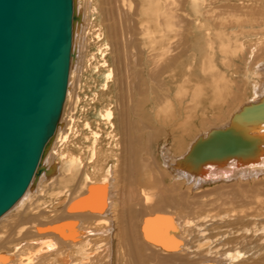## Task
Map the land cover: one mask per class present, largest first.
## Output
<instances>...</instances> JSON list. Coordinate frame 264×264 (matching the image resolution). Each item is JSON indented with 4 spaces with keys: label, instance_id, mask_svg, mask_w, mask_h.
I'll return each instance as SVG.
<instances>
[{
    "label": "bare ground",
    "instance_id": "bare-ground-1",
    "mask_svg": "<svg viewBox=\"0 0 264 264\" xmlns=\"http://www.w3.org/2000/svg\"><path fill=\"white\" fill-rule=\"evenodd\" d=\"M160 1H162L161 7L156 9L154 17L157 20H155L156 27L160 29L161 33L160 47L166 52L164 54L170 57L167 61L165 60V67L170 69L174 64L181 65L180 52L175 56L168 55L170 42L167 44L168 40L162 35L161 28L167 30V33L169 29H172L176 32L175 37L179 39L178 31L183 29L180 23L185 20H182L177 14L181 11L180 0ZM199 1H202V4L206 2L205 0H187L185 4H188L191 9L193 8L192 13L198 21L197 28L200 30L202 25L199 24V14L194 11L196 3ZM214 1L215 4L223 3L218 8L227 13L245 11L243 6H236L234 0ZM253 7L258 8L259 6ZM255 8L248 9L246 12L256 13ZM74 10L75 3L74 0H71L70 47L64 96L52 134L42 147L27 186L20 196L0 214V264H189L195 256H200V260L198 258L196 262L193 259L195 264H218V262L215 263V244L209 246L210 240H215V217L218 216L210 214L215 207L207 202H190L188 197L196 191L198 194H206L208 190L215 191V185L219 183L255 181L260 179L258 178L260 175H264V58L255 62L252 67V74L256 81L252 86L253 97L251 99L246 103L239 104L219 125H210L198 130L186 142V145L182 138L185 131L183 133L181 128L176 125L177 128L174 129L180 135L169 136L170 140L168 141L170 142H161L155 146L154 153L157 163H149L148 158L141 159L140 155L136 153L135 145H138L142 147L140 154L146 155L147 145H145V138L141 136L142 139L138 137L134 140L129 133L132 130L134 132L142 130L134 124L135 122L131 123V120H127L125 124L126 120H121L123 122L119 123L123 125L122 128L119 126L121 129L120 133L118 132L113 122L114 113L108 104L99 111L98 115L106 130L104 135L107 143L104 146L100 145L102 133L98 129L92 128L87 119L81 120V130L86 131L84 140L89 141L90 144L89 147H86L89 152V163H83L81 146H77L80 150L78 155L69 149L70 139L75 141L81 134L77 129L76 120L70 117V125L66 134L64 132L60 134L61 131H59V127L57 128L59 122H62L65 104L72 97L70 96L72 94V89L70 90L72 70L70 69L71 65L69 67V62L71 58L73 59L71 34ZM260 11L262 10L259 9L258 12ZM213 27L215 28V24ZM145 28L149 30L147 25ZM192 34L194 33L192 32ZM207 35L209 39L207 38L208 44L205 42V45L210 51L208 55H214V43L210 39L209 32ZM234 35L235 32H232L228 36V40H231ZM96 36L100 40V33ZM193 36L192 45L195 50L198 49L195 52L197 56L200 57L203 50L206 54L201 40V32ZM178 42L176 45L182 47V41ZM240 46L243 44L240 43ZM184 48L181 49L182 52L185 50ZM253 51L251 55L254 54ZM99 53L102 62L100 67L108 68L104 75L103 86V90H107L108 83L113 78V71L109 68L103 51ZM251 55L249 58H253ZM93 59L94 57H90L88 62ZM205 63H207V58L202 62V70H204ZM193 92L195 98L202 96L199 88H195ZM216 98H218L217 94ZM226 130L242 139L240 142L234 138L227 139V143L239 149L237 152L204 159L196 157L204 154L202 151H197V147L201 143L212 140L213 134ZM57 140L58 142H56ZM243 141L246 143L244 144ZM55 143H59L60 146L58 144L56 146ZM76 145L77 142L73 144V146ZM242 145L246 146L241 148ZM49 157L52 161L51 188L61 186L64 195L58 193L49 209L39 211L37 207H32L33 203H27V201L32 197L31 191L34 182L38 180L41 184L45 175L48 174L41 175V170L43 167L45 168L46 164L44 163ZM153 164L164 181H168L166 187H163L164 184L162 185L158 179L156 180L152 173ZM56 172H60V175H55ZM59 176H61L60 180H58ZM70 191L77 195L73 197L70 194L72 197L69 196ZM68 197L71 198L68 200ZM52 213L57 214L58 217L61 214V220L42 224L41 222H39L40 224L33 223L35 225H30V229L28 228V231L32 233L29 239L24 235L23 239H19L16 235L25 232L24 225L28 223L27 221L42 216L47 217ZM247 216L249 217V215ZM237 221L238 225H242L240 226L241 230L242 228L251 229L250 224L253 223V220L242 217ZM234 223L236 222L234 221ZM256 229L252 230L251 238L253 239L251 240H254V237L258 239L257 233L261 229ZM200 237H204L206 241L196 244L197 238ZM259 237V239H263L262 236ZM201 238L200 240H202ZM241 238L243 239L242 236ZM245 239L247 240V238ZM230 241L235 243L234 238ZM223 243L225 244V241ZM227 243L229 244V242ZM259 246L257 244L250 247V252L256 250L253 252L258 255V258L253 260L254 262L248 261L250 264H264V255L259 256L258 254L261 251ZM246 251H243L245 252L243 254H232L231 252L228 254L232 259L229 262L242 258Z\"/></svg>",
    "mask_w": 264,
    "mask_h": 264
},
{
    "label": "rangeland",
    "instance_id": "rangeland-1",
    "mask_svg": "<svg viewBox=\"0 0 264 264\" xmlns=\"http://www.w3.org/2000/svg\"><path fill=\"white\" fill-rule=\"evenodd\" d=\"M156 1L74 0L75 10L71 34L73 59L71 58L69 62V67L70 65L72 67H70L72 70L70 85L72 94L70 96L72 97L65 104L62 122H59L62 124H58L57 128L59 127L60 134L63 132L66 134L70 125V117L76 120L77 129L82 135L80 134L75 141L70 139V143L71 141L72 143H69V149L75 154H80L77 147L80 145L83 150L81 152L83 163H89V152L86 147H89L90 144L89 141L84 140L86 131L81 130L82 121L87 119L92 128L98 129L102 133L100 145L104 146L107 143L104 135L106 130L98 115L99 111L108 104L114 113L113 122L118 132L123 125L121 120H126L124 121L125 124L127 120H131V123L135 122L134 124L142 130L136 132L132 130L129 133L134 140L138 137L145 138V145H147L146 155L140 154L142 147L138 145H135L137 147V152H135L140 155L141 159L148 158L149 163H157V157L154 153L155 146L170 140L169 136H179L180 134L175 130L177 126L181 128L183 133L185 131L182 138L186 145V142L198 130L210 125H219L228 118L239 104L246 103L253 97L252 86L255 84L256 78L252 74V67L255 62L264 58V0H234L236 6H243L245 9L242 13L222 11L218 7L223 3L215 4L214 0H205V4L199 1L196 3L194 11L199 14V24L202 25L200 30L197 28L198 21L192 13L193 8L191 9L188 4H185L187 0L184 2L180 0L181 11L177 14L182 20H185L181 22L182 24L180 23L183 29L178 31L181 39L175 37L176 32L172 29H169L167 33V30L161 28L163 30L162 35L168 40L167 44L170 42L168 55L175 56L180 52V66L183 65L180 67L179 64H174V67L172 66L170 69L165 67V60L167 61L170 57H167L166 52L160 47L161 33L160 29L156 27L157 20L154 17L155 11L161 7L162 1ZM251 8H255L256 13L246 12ZM259 9L262 11L258 12ZM213 24H215V28ZM145 25L149 27V30H146ZM192 32L194 34L201 32V40L206 54L203 50L200 57L195 53L198 49L195 50L192 45L194 38ZM207 32H209L210 39L214 43V55H208L210 51L205 45L209 39ZM232 32H235V35L232 36L231 40H228V36ZM98 33L101 35L100 40L96 36ZM177 40L182 41V47L176 45L179 43ZM206 43L208 44V42ZM240 43L243 46H240ZM183 48L185 50L182 52L181 49L183 50ZM252 50H254L253 55H251ZM100 51L105 54V60L113 71V78L108 83L107 90H103V86L105 83L104 75L108 68L100 67L102 63ZM249 55L253 58H249ZM90 57H94V59L88 62ZM203 58H207L204 70H202ZM195 88H199L202 96L195 98L196 96L193 94ZM216 94L218 98H216ZM147 137L148 139H146ZM76 142L77 145L73 146ZM57 144L60 146L59 143H55L56 146ZM51 162L50 157L48 160L46 159L44 164L50 169L44 165L45 168H42L41 175L48 174L45 175L41 184L38 180L34 182L31 191L33 195L31 194L32 197L27 201V203H33L32 207H37L39 211L49 209L58 193L59 195L63 194L61 186L51 188ZM152 169L156 180L158 179L162 185L164 184L163 187H166L168 181H164L154 164ZM55 175H60V172H56ZM60 178L61 176L58 177V180ZM258 178L260 179L247 180L241 183L233 181L222 183L223 185L219 183L215 185V191L208 190L206 194H198L196 191L189 195L190 202H207L215 207H212L214 211L212 210L210 213L218 216L215 217V240L212 239L209 243V246L215 244V263L250 264L248 261L254 262L253 260L258 258V255L254 253L256 250L250 252V247L257 244L261 248L258 253L259 256L264 255V231H261L264 229V175H260ZM70 194L73 197L77 195L71 191L69 196H71ZM38 195L39 197H37ZM71 197H68V200ZM56 215L52 213L47 217L42 216L27 221L28 223L24 225L25 232L16 235L19 239H23L24 236L29 239L32 236V233L28 231L30 225L40 224L39 222L41 224L53 222L62 218L61 214L59 217ZM242 217L253 220V223L250 224L251 229L242 228L241 230L240 226L242 225H238L237 220ZM238 228L240 229L236 230ZM255 228L261 230L257 233L258 239L254 237V240H251L253 239L251 238L252 230ZM259 236H262L263 239H259ZM200 238H197L199 242L196 240V244L206 241L204 237L201 238L202 240ZM232 238L235 239L236 244L231 243L233 242L230 241ZM236 239L238 240L236 241ZM236 249L238 250L235 251ZM247 249L248 251H246ZM243 251H246V254L242 258L229 262L232 259L228 254L231 252L232 254H243L245 253ZM195 258L193 257L189 264H195L198 258L200 260V256H195Z\"/></svg>",
    "mask_w": 264,
    "mask_h": 264
},
{
    "label": "water",
    "instance_id": "water-1",
    "mask_svg": "<svg viewBox=\"0 0 264 264\" xmlns=\"http://www.w3.org/2000/svg\"><path fill=\"white\" fill-rule=\"evenodd\" d=\"M71 18V0H0V214L27 186L52 134L65 90ZM212 137L197 147L204 153L197 158L233 154L239 149L227 139L242 141L229 130Z\"/></svg>",
    "mask_w": 264,
    "mask_h": 264
}]
</instances>
